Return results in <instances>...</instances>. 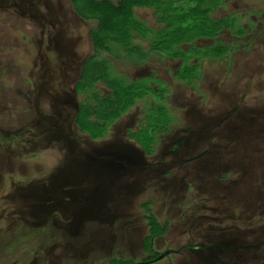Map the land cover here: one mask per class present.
<instances>
[{"label": "rangeland", "instance_id": "374dc122", "mask_svg": "<svg viewBox=\"0 0 264 264\" xmlns=\"http://www.w3.org/2000/svg\"><path fill=\"white\" fill-rule=\"evenodd\" d=\"M147 1L154 10L133 14L145 39L129 31L108 34L105 50L95 51L91 38L101 41L106 34L95 21L78 18L69 0H0V264L139 263L148 235L142 204L160 225L169 224L153 245L158 253L167 246L176 250L177 238L186 239L189 229L195 240L200 230L229 228L228 235L240 232L239 240L250 242L246 230L264 226V156L256 154L262 169L251 159V171L243 169L245 152L264 154V143H247L241 129L244 114L258 113L264 123V0H206L204 8L215 7L210 20L222 19L243 34L222 29L215 38L182 46L172 45L169 37L176 36L168 27L174 21L178 28L172 15L188 13L193 4ZM206 24L211 31L212 22ZM157 41L171 49L155 51ZM88 60L92 76L104 77L121 95H145L97 141L74 123L79 104L97 100L99 107L109 95L101 82L89 93H75ZM185 67L191 78L182 82ZM144 118L150 126L173 120L155 135L150 157L128 137L147 125ZM179 138L182 155L214 151V159L206 157L213 165H172L175 159L164 155ZM162 160L169 166H151ZM214 180L212 191L207 183ZM229 190L250 197L251 208L222 201L216 209L211 199ZM183 254L159 264H192Z\"/></svg>", "mask_w": 264, "mask_h": 264}, {"label": "trees", "instance_id": "16d2710c", "mask_svg": "<svg viewBox=\"0 0 264 264\" xmlns=\"http://www.w3.org/2000/svg\"><path fill=\"white\" fill-rule=\"evenodd\" d=\"M210 1V0H207ZM206 0H188L187 3H192L193 7L189 9L188 13L183 14L180 16V14H174L172 17L176 18L179 27L173 28V22L171 21L169 24V27L171 31L175 34L176 38H171L172 45H188L193 43L195 40L199 39H210L215 38L218 36L219 32L222 31V29H228L232 30L233 26L229 23L227 26H224L223 20H210L209 14L213 11V8L203 6L207 2ZM181 3V1H179ZM70 3L72 5L73 11L76 14V16L84 21H95L97 23V26L95 29H98L100 33L106 34L101 38V41L94 40L95 42H99V44L95 43L91 38L93 49L96 51L97 49L105 50L106 43L108 42L109 37L108 34L111 36L120 35L124 32L130 33V36L135 37L137 34L142 37V39H145L141 34H139L137 27V23L135 19L133 18V10L135 8L140 9H154L153 5H151L150 2L147 0H119L116 4L109 2V1H97V0H70ZM179 3V4H180ZM75 5H78L81 8V5L83 6L82 10H77L75 8ZM188 5V4H187ZM186 5V6H187ZM179 6V5H178ZM177 6V7H178ZM190 7V6H187ZM179 9H183L182 7H179ZM178 9V10H179ZM174 11L177 10L176 8L173 9ZM169 9L165 12V16L168 15ZM171 13V12H170ZM155 16H158L156 14ZM161 17V16H159ZM163 17V16H162ZM165 18V17H164ZM188 18H191L193 21H197L198 24L194 27V25L186 23V27H183L184 23ZM210 21L212 22V28L211 31H209L207 28L206 22ZM200 24V25H199ZM167 26V23H166ZM199 26V27H198ZM233 32V30H232ZM185 33L189 37V35H195L189 39H183L182 34ZM234 34H237L238 36L243 34V31L241 29L237 30L236 32H233ZM137 35V36H138ZM163 36H168L165 32L162 33ZM91 37V36H90ZM116 41V40H115ZM99 47V48H98ZM155 51L159 53H165L168 52L171 48H167V46L162 45L161 42H156L155 45ZM173 59H177L176 55H170ZM222 56V54L216 55L213 58H218ZM91 64V61H86L82 67L81 70V76L78 80V83L75 85L74 91L77 94H81L83 92L89 93L93 90L96 84L101 82V84L109 91V95L105 96L102 99H99L101 103H99V107L97 106V100L96 103H94L95 100H93V103H87L84 102L82 104H79L77 107V112L75 114V120L74 123L78 127V129L83 132L87 133L91 140L97 141L101 140L105 137L106 132L108 129L120 119V117L125 114L127 111H129L131 108H133L136 105L137 99H141L144 96H142L141 92H138V94H135V96H131L130 92H126V94L122 93V95L119 93V89H115L111 87L110 82H107L105 78L103 79L100 77L92 76V73L88 70V66ZM99 64V63H98ZM103 64V63H101ZM185 76L182 78H179L182 82L186 81L187 77L191 76V73L188 71L189 67H185ZM100 73V72H96ZM102 74V72L100 73ZM188 76H187V75ZM193 77V76H192ZM191 78V77H190ZM195 78V76H194ZM193 78V79H194ZM128 90V88H127ZM160 93V92H159ZM162 96L163 94H159ZM99 97V96H98ZM106 98V99H105ZM162 98V97H161ZM103 102V103H102ZM94 105V106H93ZM146 126L140 127L141 131L140 133H129L128 137L130 140H133L137 146L142 150V152L146 156H151L153 154V146L155 143V135L167 132L168 127L172 123L173 120H166L162 123H159L158 125L150 126V124L153 121H150L146 118ZM149 204H144L143 209L146 212L145 219L147 221V225L149 227V236L146 239V250L149 248L150 241L165 233L166 231V225L161 226L154 216L152 215L150 209L148 208Z\"/></svg>", "mask_w": 264, "mask_h": 264}, {"label": "flooded vegetation", "instance_id": "af4514ba", "mask_svg": "<svg viewBox=\"0 0 264 264\" xmlns=\"http://www.w3.org/2000/svg\"><path fill=\"white\" fill-rule=\"evenodd\" d=\"M259 113H261V112H259ZM257 114L258 113H254V114L251 113L252 117H250L249 114H244L246 116L244 118L245 121H244V124H242L241 129H244L243 137L247 143H248V141L250 142V140L252 138H258L259 144H257V145L259 148V146H261L260 141L262 140L261 142L264 143V127L262 126L264 123L263 124L260 123V122H262L261 116L260 117L255 116ZM259 115L260 114H258V116ZM263 115H264V113H263ZM206 124H213L214 125V123H206ZM259 125L263 128V131L258 128ZM181 143H182V139L179 138V140L174 142L173 145L169 146L167 154L164 155L166 158L172 157L175 159V160H173L172 165H175L178 168H179L178 164L191 166V164H195V162H197L198 160L200 161V163L208 164L210 166L213 165V163L211 164L210 162H208L206 157L208 155H210L211 158L214 159V155H212V153L214 151L204 150V152L198 153V155H195L194 157H189V156L181 154V152H180ZM251 150H253V149L249 148L245 152V155L243 157L244 161L246 158H249V161L247 163L245 162V165H244L245 167L243 169L244 170L246 169V171H251L250 159L256 164L255 167L260 168V166H261V169H262L263 165L260 161V158H258V157L264 156V154H261L263 152L258 149V151H256L255 154L251 157V154H249L251 152ZM256 154L258 157L256 156ZM147 164L148 163H146L145 161H143V163H142V165H145L146 169H148ZM167 164L169 166L168 161L162 160L158 163L152 164L151 166L155 167V165H156V167L165 168V166ZM200 167H203V166H200ZM168 169H169V167L167 168V170ZM218 169L219 168L215 165V167H214L215 172H217ZM199 171L203 172L202 169H200ZM167 177H170V176H167ZM220 178H222V177H220ZM214 181H213V183H210V182L207 183L208 185H210V184L213 185V187H210V189L212 191H213V188L216 187L218 184L217 181H215V182ZM221 181H223V180H220V179L218 180V182H221ZM125 189L129 193L132 194L131 196H133V194L135 195V193H136V191H134V190H132L134 192H131V191H129V189H127V188H125ZM236 190H238V189L236 188ZM236 190H231V191L229 190L228 193L225 192L224 197L212 198L211 200H213V204H214V206H216L215 208L217 209L218 206H220L221 204L223 205L222 201H225L228 204L229 203H242L243 205L250 207L247 204V202H249L250 201L249 199H251V198L247 197V195L237 193ZM122 200L126 201L129 199H122ZM262 201L263 200H261V197H260V199L257 198V202H262ZM255 202H256V200H255ZM255 202L251 205L252 206L257 205ZM218 204H220V205H218ZM143 205L144 204H142L140 206V209H142V210H144ZM215 211L216 210H214V212ZM99 212H101V211H99ZM145 216L143 217L144 218L143 220L147 224ZM243 224L246 225V223H243ZM164 225H166L165 233H163L160 236L153 238L149 243L148 250H146L145 241L149 236V227L147 225L148 235L146 237L142 238L143 241L141 242V246H140L141 251L145 254V258H144V260H142L139 263L135 262V264H159L161 261H163V259H165L167 257L170 259V256H173V255H179V256L182 255L183 256L182 258L184 259L185 258L184 254H183L184 252H186V253L188 252V254H190V256H188L187 259L190 261L194 260V261H192L193 262L192 264H251V263L252 264H264V226H261L255 230H253V229L252 230H250V229L246 230V232H248V231L250 232V235L244 234V237L253 238L250 242L248 240L240 241L239 240V238L241 236L240 232H236L235 234H231L232 235V237H231V235H228L229 228L222 229V230L217 229L216 232H215V230H208V231H201L200 230V231H198V234L196 233L195 236L198 239L195 240V237L193 235L192 230L189 229L188 232L186 233V235L184 236V238L187 237L186 239L181 240V239L175 237V238H177L176 242L178 243L176 250L170 249L169 246H167V248L163 252L158 253L154 250L155 248L153 247V245L158 238H161L162 236H164L169 231V224L167 222H165L161 226H164ZM227 229H228V231H227ZM194 232H196V231H194ZM139 235H141L140 232H139ZM242 237H243V235H242ZM242 239H244V238H242ZM163 255H164V257L159 260L158 258L160 256H163ZM260 259L262 260V262H260V263L256 262ZM184 263H186L185 260H184ZM178 264H181V263L178 262Z\"/></svg>", "mask_w": 264, "mask_h": 264}, {"label": "crops", "instance_id": "0c3cea01", "mask_svg": "<svg viewBox=\"0 0 264 264\" xmlns=\"http://www.w3.org/2000/svg\"><path fill=\"white\" fill-rule=\"evenodd\" d=\"M70 1V0H69ZM97 1H109V2H112V3H114V4H116L119 0H116V2L115 1H112V0H97ZM163 1H165V0H163ZM172 1H174V5H179L180 6V2L178 1V0H172ZM178 1V2H177ZM165 4H166V2H164ZM71 4V3H70ZM72 6V5H71ZM177 7V6H176ZM73 9V8H72ZM137 10H149V9H140V8H135L134 10H133V12H134V15H135V17H136V11ZM151 10V9H150ZM152 10H154V9H152ZM153 15L155 16V14H154V11H153Z\"/></svg>", "mask_w": 264, "mask_h": 264}, {"label": "water", "instance_id": "95a60500", "mask_svg": "<svg viewBox=\"0 0 264 264\" xmlns=\"http://www.w3.org/2000/svg\"><path fill=\"white\" fill-rule=\"evenodd\" d=\"M164 257V255L163 256H160L158 259L160 260V259H162Z\"/></svg>", "mask_w": 264, "mask_h": 264}, {"label": "bare ground", "instance_id": "6f19581e", "mask_svg": "<svg viewBox=\"0 0 264 264\" xmlns=\"http://www.w3.org/2000/svg\"><path fill=\"white\" fill-rule=\"evenodd\" d=\"M227 239V238H226ZM226 241V240H225ZM233 243V242H232ZM253 262V261H252ZM255 262V261H254ZM252 264V263H251Z\"/></svg>", "mask_w": 264, "mask_h": 264}]
</instances>
